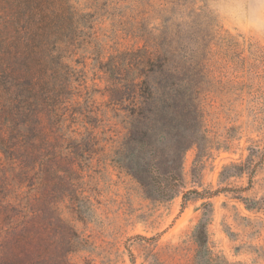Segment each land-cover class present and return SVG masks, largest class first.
<instances>
[{
    "label": "rangeland",
    "instance_id": "obj_1",
    "mask_svg": "<svg viewBox=\"0 0 264 264\" xmlns=\"http://www.w3.org/2000/svg\"><path fill=\"white\" fill-rule=\"evenodd\" d=\"M67 2L84 16L76 17L77 40L62 55L85 73L80 89L90 98L75 94L74 101L93 110L86 125L95 144L74 162L75 153H61L68 172L48 185L40 182L31 201L35 209L16 217L19 231L0 237V264H197L195 230L204 212L213 258L264 264V36L228 23L213 0ZM174 23L185 48L199 53L205 73L201 98L209 151L196 179L198 147L184 157L185 190L205 196L162 201L147 197L111 160L126 130L110 104L103 66L117 57L125 67L129 53L152 50V40ZM0 158L5 162L1 151ZM249 162L240 173L222 177L226 166Z\"/></svg>",
    "mask_w": 264,
    "mask_h": 264
},
{
    "label": "trees",
    "instance_id": "obj_2",
    "mask_svg": "<svg viewBox=\"0 0 264 264\" xmlns=\"http://www.w3.org/2000/svg\"><path fill=\"white\" fill-rule=\"evenodd\" d=\"M77 16L67 0H0V151L5 158H0V237L19 231L16 217L35 209L31 201L41 181L48 185L68 172L64 150L78 156L74 162L95 144L86 125L93 110L74 101L75 94H88L80 89L85 73L62 55L77 40ZM166 28L167 34L152 40V50L129 53L125 67L117 57L103 66L110 104L126 130L111 160L147 197L170 201L182 194L187 200L191 193L206 194L185 190L184 174L185 153L192 146L198 147L193 179L209 151L201 98L205 73L199 53L185 48L175 23ZM250 163L230 164L222 177ZM206 216L195 230L197 264H221L210 254Z\"/></svg>",
    "mask_w": 264,
    "mask_h": 264
},
{
    "label": "clouds",
    "instance_id": "obj_3",
    "mask_svg": "<svg viewBox=\"0 0 264 264\" xmlns=\"http://www.w3.org/2000/svg\"><path fill=\"white\" fill-rule=\"evenodd\" d=\"M213 9L242 32L264 36V0H213Z\"/></svg>",
    "mask_w": 264,
    "mask_h": 264
}]
</instances>
